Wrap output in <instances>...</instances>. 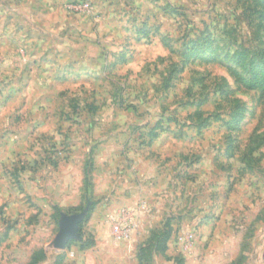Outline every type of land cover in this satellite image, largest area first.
<instances>
[{
	"label": "rangeland",
	"instance_id": "rangeland-1",
	"mask_svg": "<svg viewBox=\"0 0 264 264\" xmlns=\"http://www.w3.org/2000/svg\"><path fill=\"white\" fill-rule=\"evenodd\" d=\"M264 0H0V264H264Z\"/></svg>",
	"mask_w": 264,
	"mask_h": 264
},
{
	"label": "trees",
	"instance_id": "trees-1",
	"mask_svg": "<svg viewBox=\"0 0 264 264\" xmlns=\"http://www.w3.org/2000/svg\"><path fill=\"white\" fill-rule=\"evenodd\" d=\"M234 77H236V82L246 90L262 88L264 86V63L259 67L252 66L249 79H241L236 73H234Z\"/></svg>",
	"mask_w": 264,
	"mask_h": 264
}]
</instances>
